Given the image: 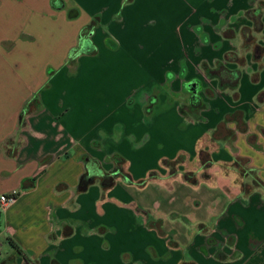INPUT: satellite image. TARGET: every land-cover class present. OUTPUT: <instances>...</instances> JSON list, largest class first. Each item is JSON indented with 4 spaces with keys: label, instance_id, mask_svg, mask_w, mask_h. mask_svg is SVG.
<instances>
[{
    "label": "crops",
    "instance_id": "1",
    "mask_svg": "<svg viewBox=\"0 0 264 264\" xmlns=\"http://www.w3.org/2000/svg\"><path fill=\"white\" fill-rule=\"evenodd\" d=\"M60 1L0 0V264H264V0Z\"/></svg>",
    "mask_w": 264,
    "mask_h": 264
},
{
    "label": "trees",
    "instance_id": "2",
    "mask_svg": "<svg viewBox=\"0 0 264 264\" xmlns=\"http://www.w3.org/2000/svg\"><path fill=\"white\" fill-rule=\"evenodd\" d=\"M57 1L60 0H52V6L54 8H58V7H62L63 3L60 1V6L57 5ZM252 17H254L255 15V28L256 30H260L262 29V23L260 21L261 18V12L260 11H256L255 14L254 13H250ZM70 17L74 18L77 16V11L76 10H71L70 11ZM92 33V29L90 27H86L84 28L81 33H80V38H79V46L76 47L75 49L71 50L70 54H69V58L71 60L73 59H77L79 56L83 55V54H93L95 52V48L94 46L91 44L90 42V34ZM246 40L247 42H251L252 38L250 36H246ZM264 54V48L260 49L257 48L256 52H255V56L257 57V59L261 58V56ZM207 75L209 77H215L219 80L221 88H229L231 90H236L237 86H238V82L241 78V72L239 71H230L228 69H226L223 66H219L217 69L215 70H208L207 71ZM201 161L202 163L207 166L209 165V161L206 157H204V155H201ZM99 174L94 173L92 171H90L88 169L87 174L83 175L81 178V181L79 183L78 189L80 191H84L88 188L89 185L93 184L95 179L98 177ZM118 175H120V170H118V168L116 170H114L112 172L111 175H103L102 180H101V184L104 188H110L114 185L115 180ZM194 175L193 174H187L186 175V179L187 181H191V182H195V180H193ZM36 181V178L33 180V182ZM256 183H259L258 181H256ZM24 188L21 189L20 191H18L17 193L11 195V197H13V199H18L21 196V193L23 192ZM248 190V188L246 189V191Z\"/></svg>",
    "mask_w": 264,
    "mask_h": 264
},
{
    "label": "built area",
    "instance_id": "3",
    "mask_svg": "<svg viewBox=\"0 0 264 264\" xmlns=\"http://www.w3.org/2000/svg\"><path fill=\"white\" fill-rule=\"evenodd\" d=\"M15 201L11 195L3 194L0 196V215L6 211V209ZM10 233H14L12 227H8Z\"/></svg>",
    "mask_w": 264,
    "mask_h": 264
},
{
    "label": "rangeland",
    "instance_id": "4",
    "mask_svg": "<svg viewBox=\"0 0 264 264\" xmlns=\"http://www.w3.org/2000/svg\"><path fill=\"white\" fill-rule=\"evenodd\" d=\"M17 139L19 140V138H17ZM17 139H16V140H17ZM18 140H17L16 142H18ZM247 191H248V190H247Z\"/></svg>",
    "mask_w": 264,
    "mask_h": 264
}]
</instances>
